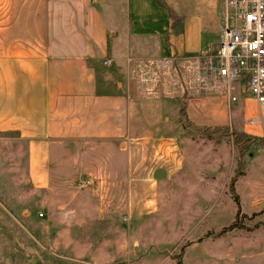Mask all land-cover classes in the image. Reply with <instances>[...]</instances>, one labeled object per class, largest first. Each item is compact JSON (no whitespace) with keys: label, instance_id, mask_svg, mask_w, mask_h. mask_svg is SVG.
I'll list each match as a JSON object with an SVG mask.
<instances>
[{"label":"crops","instance_id":"obj_1","mask_svg":"<svg viewBox=\"0 0 264 264\" xmlns=\"http://www.w3.org/2000/svg\"><path fill=\"white\" fill-rule=\"evenodd\" d=\"M220 6L221 0H0V131L27 141L35 186L49 184L53 143L102 142L121 160L131 221L144 220L159 205L185 206H179L180 214L189 215L223 191L264 227V177L244 186L252 162L264 161V152L253 154L229 184L213 181L224 154L212 156L210 144L205 151L196 147L179 118L183 105L196 129L229 125L236 133L263 138L264 104L249 96L233 103L183 99L179 92L151 97L130 79L128 56L167 57L215 47L206 35ZM240 228L221 235L212 230L195 242L216 249ZM150 259L138 264H157Z\"/></svg>","mask_w":264,"mask_h":264},{"label":"rangeland","instance_id":"obj_2","mask_svg":"<svg viewBox=\"0 0 264 264\" xmlns=\"http://www.w3.org/2000/svg\"><path fill=\"white\" fill-rule=\"evenodd\" d=\"M220 9L206 35V42L213 46L219 38ZM179 74L178 70L171 77L178 81ZM131 81L139 87L137 81ZM167 83L171 91L178 89L174 82ZM171 91L169 97L176 92ZM179 96L197 97L186 92ZM179 118L185 135L196 147L205 151L210 144L212 156L214 152L224 154L220 169L212 174L213 181L229 184L253 154L264 152V137L247 139L229 125L196 129L183 105ZM17 138V133L0 131V264H97L120 260L138 264L148 258L157 264H264V227L254 216L242 212L240 202L226 198L223 191L189 215L180 214L181 205H159L156 210H165L163 215L154 210L144 220L133 222L127 214L125 184L118 172L121 160L115 158L107 143H53L49 184L40 188L28 172V143ZM251 165L244 186L252 177H264L263 160ZM80 179L92 183L82 187ZM246 200L242 196L245 211L250 209ZM172 211L177 212L175 217ZM234 222L241 228L218 241L216 249L195 242L209 231L220 232ZM150 250L156 253L146 257Z\"/></svg>","mask_w":264,"mask_h":264},{"label":"built area","instance_id":"obj_3","mask_svg":"<svg viewBox=\"0 0 264 264\" xmlns=\"http://www.w3.org/2000/svg\"><path fill=\"white\" fill-rule=\"evenodd\" d=\"M220 7V32L213 51L128 56L130 79L137 81L146 96L168 95L169 80L178 87L173 91L188 96L221 97L229 103L249 96L259 106L264 104V0H221ZM178 70L177 81L171 76ZM91 183L80 179L79 186Z\"/></svg>","mask_w":264,"mask_h":264},{"label":"trees","instance_id":"obj_4","mask_svg":"<svg viewBox=\"0 0 264 264\" xmlns=\"http://www.w3.org/2000/svg\"><path fill=\"white\" fill-rule=\"evenodd\" d=\"M169 13H170L172 16H175L174 13H173L171 10H169ZM242 136H245L247 139L252 138L251 136H247V135H245V134H242ZM241 139H242V138H241ZM234 180H235V177H233L232 180H231V183H232V184H233ZM235 201H238L237 197H235ZM236 227H241V226L238 225L237 222H234V223H232V224H230V225L224 227V228L218 233V235H221V234H223L224 232H226V231H228V230H230V229L236 228ZM178 264H180V263H178Z\"/></svg>","mask_w":264,"mask_h":264}]
</instances>
